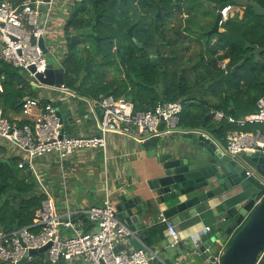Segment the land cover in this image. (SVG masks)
Here are the masks:
<instances>
[{
  "label": "built area",
  "instance_id": "1",
  "mask_svg": "<svg viewBox=\"0 0 264 264\" xmlns=\"http://www.w3.org/2000/svg\"><path fill=\"white\" fill-rule=\"evenodd\" d=\"M59 1L26 0L19 6L0 2V57L13 69L24 72L26 81L40 87L44 85L38 82L36 75L44 74L49 64L40 40L53 33L48 28V19L57 12ZM44 6H47L45 11ZM230 9L231 6H227L220 11L219 26L226 22ZM222 69L226 70L225 64ZM4 76L0 72V91ZM54 89L62 93L69 92L64 84ZM185 105L183 101H158L151 110H137L128 98L102 95L91 106L99 112L100 117L96 132L89 136L64 133L56 108L51 103L41 104L29 96L20 104L18 119L9 121L0 117V141L12 145L25 159L36 180L38 192L44 196L41 208L29 226L0 232V262L19 264L24 259L25 263H33L36 255L29 252L48 246L44 255L49 264H56L60 260L70 263L77 259L87 260L90 264H154L158 258L152 251H128L125 248L126 241L134 238L135 233L117 217L113 193L107 189L106 179L105 195L100 205L63 215L56 210L51 189L38 173L35 161L48 154H55L58 160L63 161L85 150L105 151L109 134H133L145 142L159 136L160 131L164 134L174 133ZM256 108L254 113L244 118L209 109V115L215 121L239 128L225 136V150L229 155L238 156L248 152L264 154V96L257 100ZM160 124H163L162 130H159ZM246 126L258 128L251 132L240 130ZM23 167L24 163L18 165L20 169ZM263 197L264 192L256 203ZM84 220L95 227L93 231L85 229ZM165 228L167 247H177L180 238L176 226L165 221ZM61 229H69L73 235L62 237ZM209 231L210 228L206 227L192 241L196 243L202 234ZM230 240L231 236H227L221 244L214 264H220ZM253 264H264V247Z\"/></svg>",
  "mask_w": 264,
  "mask_h": 264
},
{
  "label": "crops",
  "instance_id": "2",
  "mask_svg": "<svg viewBox=\"0 0 264 264\" xmlns=\"http://www.w3.org/2000/svg\"><path fill=\"white\" fill-rule=\"evenodd\" d=\"M230 1V0H229ZM235 1V0H233ZM67 2H74V0H67ZM73 8H75V3ZM231 9L228 13V19L235 17L238 14V6L229 5ZM68 12L66 11L65 14ZM239 14H241L239 12ZM62 13L54 12L51 17H49L48 28L53 31V33L45 37L44 43L45 46L52 50V53H56L57 50H61L63 52V56L59 57L57 53L55 57V61L62 66V62L66 59L68 53L67 47V39L64 31L65 24L67 21L66 15L65 18H62ZM68 15V14H67ZM69 18V17H68ZM226 20V21H227ZM224 25V24H223ZM223 25L219 26L218 31H214L211 29L207 35L202 34L199 36L202 41L200 45L197 47V52L199 56L193 58L192 65L188 64L184 67L182 73L179 75V79L176 75L177 66L172 70V74L169 76V80L175 84V81H182L183 78L186 79L187 82L190 83L191 87L188 86L187 92H194L197 89H200V92L193 96L192 98H187V106L180 115L177 130L171 134H164L160 131V135L157 136L160 139L166 137V139L171 138L177 131H185L193 128H199L201 124L205 125L207 130L218 129V132L215 136L220 139L225 149V136L228 132L239 130L234 125H228L226 122L215 121L209 115V109H215V106L218 105L220 100L227 96L234 100V103L228 107L229 114L225 113L224 110H221L226 115H231L230 111H234V114L240 118H244L247 115L254 113L257 109L256 104L250 105L246 102L247 98L250 96H258V91H251L250 93L245 94V86H244V77L242 73L233 77L234 82L238 79L240 83L243 84L241 87L242 92L235 91V89L231 88L227 90L226 86H221L216 80H213L212 77H217V72L212 67L214 59H216L217 55L221 52L218 48V38L224 32L222 28ZM75 31V30H74ZM203 32L204 29H202ZM90 34V32L88 33ZM206 35V36H205ZM74 36V34H73ZM207 37V38H206ZM116 40V39H115ZM209 41V42H208ZM101 42V41H99ZM98 48L103 50V47L99 45ZM48 43V44H47ZM204 43V44H203ZM212 45H211V44ZM56 46V47H55ZM1 48V44H0ZM108 48V47H107ZM196 50V49H195ZM200 50V51H199ZM112 51H118L116 49V45H113ZM190 51H187L188 59L190 57ZM119 56V54H118ZM116 55V59L118 58ZM190 57V58H189ZM121 59V58H120ZM88 61V64L91 65L89 71L91 72L94 68L96 62L85 58ZM247 60V59H246ZM245 60V61H246ZM244 61V62H245ZM48 62H50L48 60ZM83 62V63H84ZM228 59L220 61L217 63V68L223 71L224 75H228ZM243 62V63H244ZM4 63L0 57V64ZM122 61L119 60L118 66L121 68ZM194 63V66H193ZM6 64V63H5ZM226 65V70L222 69V65ZM243 65V64H242ZM241 65V66H242ZM58 66V65H57ZM85 66V64H84ZM241 66H239L235 71L236 72ZM125 69V65L123 66ZM122 69V68H121ZM133 71V70H132ZM88 72V74L90 73ZM86 73L83 70V73L80 76V81L86 82ZM149 74L152 78L151 72ZM126 76H131V74H123ZM211 75V77H205ZM22 76V75H21ZM25 80V76L23 77ZM11 81V78L4 76L3 79V88L0 91V117L6 118L9 121H15L20 117V104L23 99L27 96L36 98L41 104L51 103L52 101H57L61 99L62 101L71 96L75 97V102L81 100V105L77 108V115L79 118L78 124L75 126L69 125L65 129H63L64 133L68 135H93L97 130V125L99 121V112L94 110L91 106L93 101L97 100L102 95H111L115 98L120 97H131L135 99L134 107L142 103H145L143 100L151 99L148 97L145 92H141L139 94H131L126 91H131L129 88L126 89V93L123 95L116 96L115 93L118 91V84H109L105 83L106 88L100 92L96 97L91 96V92L88 90L82 91L81 88H69L65 84L66 88L69 89L68 93H62L58 91L55 93L53 91L54 88H48L45 86H39L37 84H31L30 81H26L32 88V92H28L27 90H23L22 95H16L12 91L10 92V96H5V88H7V82ZM140 83V82H139ZM152 84L154 85L156 82L152 78ZM86 84V83H85ZM100 85V83H99ZM143 85V84H142ZM149 85V84H147ZM103 86V85H101ZM141 86V84H140ZM264 86V83H263ZM19 86L16 87L18 89ZM20 89V88H19ZM149 91V89H148ZM28 92V93H27ZM36 93V95L33 93ZM264 92V87H263ZM264 95H261V98ZM157 97L153 98L156 99ZM177 98V97H176ZM258 98V99H259ZM162 100L160 97L157 100ZM173 99V98H172ZM257 99V100H258ZM170 99L166 100L169 101ZM175 101H182L180 99H176ZM15 102L17 104H15ZM158 101H155V104ZM257 102V101H256ZM154 104V105H155ZM151 106V107H154ZM150 107V108H151ZM152 109V108H151ZM150 109V110H151ZM234 116V115H231ZM207 117V119H206ZM235 117V116H234ZM227 124V125H225ZM225 127V128H223ZM227 127H233L234 130H224L226 133L224 134L223 129H227ZM257 126H246L244 128H240L242 131L251 132L254 131ZM163 133V134H162ZM222 133V136L220 137ZM181 134V133H180ZM142 143L136 135H123V134H109L107 136V145L105 151L98 149H91L78 152L77 154L60 161L56 157L55 154H48L39 159H36L35 164L38 173L43 178V181L49 186L51 189L55 208L60 214H65L67 212H78L83 209H86L93 205H100L103 201L105 195V181L107 184V189L113 193L112 200L119 194H125L128 197L134 196H143L146 198L148 195V189L145 186V183L153 176L154 171L158 166L157 156L154 153L150 152L148 147H143ZM0 148L3 150L2 157L3 158H18L19 163L26 164V161L20 154L16 151V149L12 145H8L0 141ZM226 151V150H225ZM239 156V155H238ZM28 166V164H27ZM20 169V168H18ZM29 170V169H28ZM23 173H25L24 167L21 169ZM32 175L29 171L28 177ZM33 176V175H32ZM34 177V176H33ZM36 193L38 189L34 190ZM254 189H251L250 192L253 193ZM40 194V193H39ZM248 195L240 197V199L235 202H244L248 199ZM18 198V197H17ZM25 198V197H24ZM18 201V200H17ZM233 202V203H235ZM215 203L216 202H212ZM20 202L17 203V207ZM221 208H217V210H213L212 212L206 214L200 219H194L192 221L185 222L179 226L175 225L179 232V243L177 247L170 248L167 247V231L165 228V221L158 212L148 213L147 216H141V219L144 221L143 229L137 233H135V237L137 242L140 245L144 246V250L148 249L157 255V260L154 261V264H192V260L194 258L199 260V264H207V260L205 257H197L195 255L190 254L186 249H189V243L192 239H195L196 235H199L203 232L206 227L210 229L213 228H223L229 225V221H225V223H220L217 221V218L213 217V214L216 211H219ZM127 226L130 225V222L127 220L124 222ZM30 225V224H29ZM28 225V226H29ZM26 227V226H24ZM84 227L88 231H93L94 226L90 224L87 220H84ZM160 228L162 231H152L154 232L152 238L148 237L149 231L154 228ZM13 229V228H11ZM5 232V231H0ZM60 235L62 237L68 238L73 235V232L69 229H61ZM145 237L144 242L140 240L138 237ZM226 238V237H225ZM129 238L125 243V248L128 251H134L132 245H130ZM181 257V258H179ZM33 263H43L44 258L42 259L39 255L34 256ZM33 263H24V264H33ZM0 264H3L0 262ZM44 264V263H43ZM65 264H90L87 260L77 259L73 260L70 263ZM214 264V263H212Z\"/></svg>",
  "mask_w": 264,
  "mask_h": 264
},
{
  "label": "water",
  "instance_id": "3",
  "mask_svg": "<svg viewBox=\"0 0 264 264\" xmlns=\"http://www.w3.org/2000/svg\"><path fill=\"white\" fill-rule=\"evenodd\" d=\"M229 5H235V1L230 0L217 6L214 31L219 28L220 11ZM40 46L45 55L50 51L43 39L40 40ZM246 59L234 67L233 71ZM90 66L88 61H85V73L89 72ZM31 71H34L33 68ZM64 75L65 71L61 65L49 62L46 72L37 74L36 78L46 87L59 88L64 84ZM53 91L58 93L56 89ZM128 99L132 104L135 103L134 98ZM51 104L57 110L63 129L78 124L76 112L81 100L75 102V97L69 95L63 101L59 99ZM230 114L240 118L234 111H230ZM162 129L163 124H160L159 130ZM217 132L218 129L207 130L205 125L201 124L199 128L178 130L169 139L154 137L143 142L142 146L148 147L158 160L153 176L145 183L148 195L143 198L119 194L113 199L115 211L117 217L122 222L128 220L129 229L137 233L144 226L141 216L145 217L151 212L156 211L164 220L179 226L196 218L200 219L219 207L221 209L216 211L213 217H218L217 221L220 223L228 220L229 225L226 229L212 227L209 232L202 234L196 243L191 240L188 252L199 258L205 257L207 264H212L225 237L231 236L220 264H253L264 247V197L256 203L264 192V154L248 152L231 156L215 136ZM24 170L28 175L27 163ZM251 189H254L253 193L250 192ZM6 192L8 197L17 196L18 202L26 196L8 190ZM247 194L249 195L246 201L235 202ZM212 202H216L215 205ZM138 238L143 242L145 240L143 236ZM129 243L134 251L144 250V246L137 242L136 237L131 238ZM47 248L48 246L29 253L39 255L43 259ZM24 263L23 259L19 264ZM43 263L49 264L45 260ZM195 263L200 262L194 258L192 264ZM56 264L65 262L60 260Z\"/></svg>",
  "mask_w": 264,
  "mask_h": 264
},
{
  "label": "trees",
  "instance_id": "4",
  "mask_svg": "<svg viewBox=\"0 0 264 264\" xmlns=\"http://www.w3.org/2000/svg\"><path fill=\"white\" fill-rule=\"evenodd\" d=\"M6 1L12 6H19L26 0H0V2ZM229 0H215L218 4L227 3ZM236 5L239 8V12L243 15L239 18V12L235 17L228 19L224 25V32L218 38V48L221 51L216 59H214L212 67L217 72V77H212L213 80H216L221 86H226L228 89H235V91L242 92L241 87L243 84L240 83L241 79H238L234 82L233 77L238 76V74L242 73L244 79L245 86V94L250 93L251 91H258L259 95L250 96L247 98L246 102L250 105H255L257 99L264 95L263 92V83H264V0H235ZM83 7L77 6L76 3L75 8L72 11V14L66 21L65 24V34L67 39V47L69 51V55L66 56V59L62 62V67L64 68L65 76L67 73H74L77 69V73L75 74L80 78L83 73L84 68V60L77 59V65H72L71 60L73 58V52L75 48L80 44V41L77 40V36L71 35L70 30L77 31L79 35H81V31L83 28L87 27L93 23V19L95 15L100 14L99 23L96 24L95 30L100 31V26L103 27V10H102V0H82ZM84 4H87L85 8ZM108 10H109V30H106L103 34L98 33L100 36L99 45L104 47V41L108 40L110 43L114 42L115 39L119 36V32L116 28V11L117 4L115 0L107 1ZM244 12V13H243ZM92 26L94 24H91ZM104 28V27H103ZM105 29V28H104ZM147 41L145 42V44ZM96 44V42H95ZM113 45V44H112ZM72 53V55H71ZM110 57L115 58L118 56L119 51H110ZM125 58L129 61V65L134 71V78L140 82V84H149L152 83V78L148 71H151V68L146 60L134 59L131 56L130 51L124 52ZM245 58L247 60L243 63V65L236 71L233 72L232 69L234 66H237L241 63ZM228 59V75H224L223 71L217 68V63L223 60ZM70 66V69H69ZM12 69V70H11ZM16 69H13L9 65L2 63L0 64V72L3 73L8 78H11V81L7 82V88H5V96H10V92L18 93V95H22L23 90H27L28 92H32L31 86L23 80L21 74L15 72ZM17 71V70H16ZM146 71L147 73L142 75L141 73ZM211 77V75L205 76ZM26 80V79H25ZM86 82L80 81V85L83 86ZM65 84L69 88H78L74 85V82L68 81ZM21 85L22 87L16 89L17 86ZM242 85V86H241ZM105 88L100 87L95 88L91 92L92 97H96L100 92H102ZM10 90V92H8ZM126 90L122 87H118L116 96L125 94ZM27 92V93H28ZM177 98L174 97L170 99V101H175ZM145 103H141L135 106L137 110H150L151 106L155 104V101H161L156 99H146L143 100ZM234 103V100L231 99L227 94L224 98L220 100L218 105L215 106V109L224 110L225 113L229 114L228 107ZM15 104H17L15 102ZM151 107V108H150ZM185 109V108H184ZM256 110V109H255ZM184 111V110H183ZM222 124V123H220ZM227 125V124H225ZM224 128V127H223ZM224 130H234L233 127H227ZM226 132V131H225ZM3 150L0 148V231H9L11 228H21L24 226H28L31 224L35 218L36 212L41 208V202L44 198L43 195L36 193L34 190H29V188H24L20 186H16L15 184H10V180L14 181L16 175L18 176V172L21 169H18V158H3L1 155ZM27 178V177H26ZM8 189L10 192H14L16 194L26 195L23 198L17 207L18 198L17 196H7L5 189ZM32 193V194H30ZM6 197V198H5ZM152 231H162L160 228H154L149 231L148 237L152 238L154 232ZM189 251L188 249H186ZM33 264H43V263H33Z\"/></svg>",
  "mask_w": 264,
  "mask_h": 264
},
{
  "label": "flooded vegetation",
  "instance_id": "5",
  "mask_svg": "<svg viewBox=\"0 0 264 264\" xmlns=\"http://www.w3.org/2000/svg\"><path fill=\"white\" fill-rule=\"evenodd\" d=\"M107 1L108 0H102V19L104 23L103 27L106 30H109L110 13ZM115 1L117 4L115 16V18H117L116 28L119 33L121 32L119 35L122 34V39H120V41L118 40L116 49L119 51L120 55L122 54L124 57L125 61L123 63L125 65V69L133 76V71L131 70L129 61L124 56L125 51H130L131 56L134 59L140 60L143 58L148 62L151 68L150 72L152 78L156 82L154 85L143 84L140 86L139 81H137V84L140 87L144 86L145 94H147L149 98L153 99L155 97H160L162 100L166 101L177 97L187 105V98H192L197 95L200 92V89L189 93L187 92V89L188 86L191 87V85L185 78H183L182 81L177 80L175 81V84H173L169 80V76L172 74L174 67L177 66L175 73L178 79L181 77H179V75L182 73L184 67L189 64L187 55L188 48L190 47L191 50L195 51V49H197L202 42L197 36L202 34L207 35V33L213 29L217 14V6L220 4L215 1H209L211 2V7L214 13L210 17H207V22L204 25L200 24L199 28L193 29L190 27L191 25L188 22L191 14H188L186 10L183 11V3L188 0H180L179 3L175 2V0ZM173 2H175V5ZM157 11V17H155ZM167 23H169L168 28L170 38L174 37L182 43L180 46L181 54L178 56L173 55V52H170V43L167 52L164 42H158V38H156L155 35L156 25L158 24L159 27H165ZM202 29H204L205 32H203ZM193 35H195V38L192 37ZM142 37H148L150 40L144 44V42H141L140 40ZM104 43L109 44L110 42L106 40ZM172 47L176 48L174 45H172ZM146 73V71H143L141 74L144 75ZM122 77L124 78L127 76L123 75ZM131 94L135 95L136 93L132 91Z\"/></svg>",
  "mask_w": 264,
  "mask_h": 264
},
{
  "label": "rangeland",
  "instance_id": "6",
  "mask_svg": "<svg viewBox=\"0 0 264 264\" xmlns=\"http://www.w3.org/2000/svg\"><path fill=\"white\" fill-rule=\"evenodd\" d=\"M81 1L82 0H74V2H67V1L60 0L58 2L56 10H57V12H60V14L62 13L61 16L63 19L65 18L64 17L65 15H66V18L68 19V17L72 14V11L74 9L72 6V5H74L73 3H75V6H76V3H78L77 6L83 7V4ZM179 1L180 0H175V2H178V3H179ZM209 1H215V0H188L187 2L183 3V8H184L183 11L186 10L188 14H191L190 18L188 20L189 24L191 25L190 26L191 28L197 29L200 27V24L204 25L207 22V17L208 16L210 17L214 13L213 9L211 7V2H209ZM175 2H173L174 5H175ZM84 6L86 8L87 4H84ZM46 9H47V6H44L43 11H45ZM66 11L68 12L67 13L68 15L65 14ZM238 12H239V10H238ZM157 14H158V11H157L155 17H157ZM242 15H243L242 13L239 14V18H241ZM99 19H100V14L98 13L97 15H95V17L92 21L93 23H91L94 25L92 26L90 24L88 26V28L85 27L81 31H79V32H81V35L77 34L78 33L77 31L70 30L71 35L74 34V36H77L76 37L77 40L80 41V44L75 48V51L73 52V58L71 60V64L74 66L77 65V67H78L77 59H80L83 61L85 58L94 61V63L96 62V64H95L94 68L92 69V71L91 72L89 71L90 72L89 74L88 73L85 74L86 75V84H84L83 86L80 85V78L75 75L77 73V69L75 70L74 73H71V72L67 73V75L65 76V82H68L69 80L74 82V85L76 87L79 86L78 88H81L82 91L88 90V91L92 92L93 90H95V88H99V87H100V89H101V87L106 88V86H104V85H106L105 83H109L111 85L112 84H118L124 90H126L127 88L130 87L129 90H131V91H126L128 93H131L132 91H134V93H137V94H139L141 92L144 93L145 92L144 86L140 87L137 84L136 79H133L130 75L127 77H124V78L122 77L123 74H127V75L130 74L129 71H127L126 69L123 68L124 63H122V65H121L122 69L119 68V66H118L119 60L122 62L125 61L122 54L121 55L119 54L117 59L110 57L109 52L112 50L113 45L114 44L116 45L118 40L120 41V39H122L121 38L122 34L119 35L114 42L109 43L110 45L104 43L103 50H100L98 48V42L101 39L100 36L98 35V33L103 34L106 31V29H104L102 27V25L100 26V31L94 29L96 24H98L100 22ZM116 21H117V18H116ZM168 26H169V23H167L165 27H159L157 24L156 28H155V35H156V38H158V42H160V41L164 42L167 52H168L169 43H170V46H171L170 52H173L172 53L173 55L178 56L181 54L180 46L182 45V43L179 40H176L174 37L170 38ZM188 31H189V29H188ZM89 32H90V34H88ZM122 32H123V30H122ZM171 37H172V35H171ZM192 37L195 38V35H193ZM197 37L200 40L199 35ZM97 38H98V40H97ZM140 40H141V42H144V44H145V42L150 40V39L148 37H142ZM95 42H96V44H95ZM171 44L174 45L176 48L172 47ZM188 50H191L190 47L188 48ZM57 53L59 54V57L63 56V52L61 50L60 51L57 50L56 53H52L49 51L46 54V56H47L46 58L50 61V63H52L54 65H58V63L55 61V57H56ZM68 55H69V51L67 53V56ZM71 55H72V53H71ZM189 55H190V57L192 56V58L188 59V60L192 61V62H193L194 57L196 58V56H199L197 49L195 51H193V50L190 51ZM64 56H63V58L62 57L61 58L64 59ZM141 60H144V59L141 58L139 60V62ZM85 61H87V60H85ZM190 64H191V62H189V65ZM234 67H236V66H234ZM234 67H233V69H234ZM69 69H70V66H69ZM131 70H132V68H131ZM15 72H18V74H21L23 77L25 75L24 72L19 71V70H17V71L15 70ZM99 83H100V85H99ZM101 85H103V86H101ZM34 94L36 95L35 92L33 93V95ZM186 106L187 105H185V108H186ZM225 133L226 132L224 131V134ZM220 137L221 138L224 137V136H222V133H221ZM10 184H12V185L15 184L16 186L24 187L26 189L29 188V190H31V189L36 190L37 189L35 178L32 175H30L28 177L26 175V173H23L21 170H19L18 176L16 175V178L14 179V181L10 180ZM6 190H8V189L6 188L5 191ZM12 193H14V192H12ZM7 196H8V193H7ZM195 264H197V263H195Z\"/></svg>",
  "mask_w": 264,
  "mask_h": 264
}]
</instances>
